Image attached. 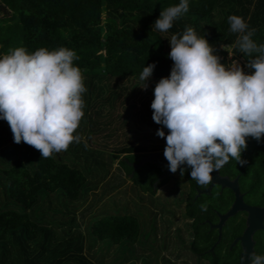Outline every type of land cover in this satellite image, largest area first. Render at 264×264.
<instances>
[{"label": "trees", "instance_id": "trees-1", "mask_svg": "<svg viewBox=\"0 0 264 264\" xmlns=\"http://www.w3.org/2000/svg\"><path fill=\"white\" fill-rule=\"evenodd\" d=\"M179 3L180 0H0V57L17 47H24L28 53L41 47L75 50L80 59L74 61V65L90 74L96 99L100 94L97 84L106 87L116 82L122 92L114 90V96L122 98V106L138 96L144 98L143 110H138L142 120L152 116L156 84L171 72L173 61L168 56L171 46L167 37L182 35L186 27H193L199 36H204L216 48L226 67L231 66L234 59L244 57L243 70L254 72L247 65L249 59L258 54L248 57L239 51L235 45L238 34L230 32L228 17H243L250 28L256 29L252 39L264 44V0H188L189 11L174 21L168 32L155 30L153 25L162 9ZM230 51L232 57H228ZM153 62L156 65L153 74L145 81L147 88H142L144 81L140 74ZM11 140L13 134L0 137V154L7 150ZM151 141L155 143L154 139ZM247 145L242 152L247 163L241 166L230 160L223 169L240 174L249 184L252 179L255 189L262 192L264 138L257 142L249 137ZM38 153L36 161L31 162L28 159L9 162L0 155V183L4 184L0 202L4 207L10 204L21 207V210H13L0 205V264H98L94 257L105 252L100 251L97 240L114 245L125 240L137 241L142 232L141 223L132 214L102 217L92 226L89 224L90 232L87 229L82 232L67 211L60 212L62 215L50 212L48 216L39 212V206L47 205L46 198L56 192L64 199H79L87 178L69 163L53 157L44 159ZM146 153L148 144L122 146L112 158L124 155L119 161L123 171L133 174V182L144 192L156 193V183L166 168L147 163L136 169ZM190 171L186 168L183 176L179 170L176 173L180 175L179 181L190 180L192 191L187 215L197 217L196 223H199L204 212L202 200L209 195L203 194L193 201L197 189L202 187L191 179ZM171 179L168 177L163 184ZM209 198L211 201L212 197ZM80 226L84 227L85 222ZM201 229L196 227L197 240L191 246L194 251L204 252L212 243L206 242ZM93 248L96 250L90 254ZM207 257L214 259L211 251Z\"/></svg>", "mask_w": 264, "mask_h": 264}, {"label": "clouds", "instance_id": "clouds-1", "mask_svg": "<svg viewBox=\"0 0 264 264\" xmlns=\"http://www.w3.org/2000/svg\"><path fill=\"white\" fill-rule=\"evenodd\" d=\"M188 11V0L165 7L153 28L166 33ZM228 22L230 32L238 34L239 51L248 57L258 54L247 65L254 72L246 73L237 62L226 67L216 48L189 26L182 35L168 38L173 65L170 75L156 84L151 103L152 119L162 125L156 135L166 139L168 170L183 176L190 168L191 179L202 188L230 160L247 163L242 158L247 138H264V44L252 39L256 29L243 17L230 15ZM79 59L66 47H41L33 53L17 47L0 57V119L8 123L14 143L33 147L44 159L67 151L72 143L83 141L88 147L76 131L88 91L81 69L74 65ZM155 66L153 62L143 68L142 88H147L145 81ZM201 209L207 211L205 205ZM246 259L248 264H264V255L250 253Z\"/></svg>", "mask_w": 264, "mask_h": 264}, {"label": "rangeland", "instance_id": "rangeland-1", "mask_svg": "<svg viewBox=\"0 0 264 264\" xmlns=\"http://www.w3.org/2000/svg\"><path fill=\"white\" fill-rule=\"evenodd\" d=\"M167 43L170 44L168 37ZM228 57H232L231 51ZM82 73L88 91L83 94L85 115L76 131L87 140L88 147L84 146L83 141L79 144L72 143L67 151L54 153L52 157L80 169L86 176L87 183L79 199L75 201L64 199L56 192L52 197L46 198L47 205L39 206V212H44L48 216L50 212L51 215H57L67 211L76 219V226L82 232L86 229L90 232L92 224L105 216L115 214L136 216L141 223L142 231L137 241L125 240L114 245L107 244L110 243L108 241L102 243L97 240L100 251L105 252L94 257L98 264H197L193 259L186 262V259L189 260L188 254L185 253L187 242L181 244L178 237L188 233V227L184 224L187 217L183 213L184 205L181 200L187 192L186 182L182 179L179 181L180 175L177 174L175 176L177 179L170 180L168 185L158 190V196H155V193L144 192L136 186L133 182L134 175H128L123 171L119 161L124 155L121 154L119 159L112 158L122 146L139 147L148 144V153L145 155L164 152L166 139L156 135L157 129L162 125H157L152 116H147L143 120L138 116V110H143L144 98L141 96L122 106V98L114 96V90L122 92L116 87V82L106 87L97 84L100 92L97 100L95 97L97 95L93 94L96 88L92 87L90 74ZM164 131L167 135L168 130L164 128ZM11 134L8 123L0 119V137H9ZM152 139L155 143L161 144H153ZM8 146L0 155L9 162L15 159L36 161L39 154L38 150L23 142L17 144L11 140ZM3 185L0 183V192L4 191ZM0 205L4 209L21 210L17 204L4 207L1 201ZM54 211L58 213L54 214ZM81 222H85L84 227L80 226ZM95 250L94 248L90 250V254Z\"/></svg>", "mask_w": 264, "mask_h": 264}, {"label": "flooded vegetation", "instance_id": "flooded-vegetation-1", "mask_svg": "<svg viewBox=\"0 0 264 264\" xmlns=\"http://www.w3.org/2000/svg\"><path fill=\"white\" fill-rule=\"evenodd\" d=\"M161 176V178L165 175ZM176 176L177 173H174ZM219 175L222 177H227L231 181L239 180V186L241 190V196L244 200V203L251 207H264V183L261 185V191H257L252 184V179L250 184L245 182V179H242L241 175L231 174L227 169H220ZM158 180V182L161 180ZM166 177L165 179H167ZM165 179L160 182L158 188H156L155 196H158V190L165 185L169 184V181L164 183ZM172 179H177L172 177ZM171 179V180H172ZM187 184V192L181 198L183 207V213L187 217L185 227H188L187 235H179L180 243L186 244L185 253L188 254L189 260L186 259V262H191V259L195 260L197 264H241L243 261V256L246 253V246L252 249V253L257 255H264V217H263V226L253 229L249 240L246 238L247 229H249V217L250 212L246 209H240L233 215L229 216L225 221L221 223V216L226 214L233 206L234 202L237 201L238 195L236 191L232 190L229 187L223 188L221 185L215 184L210 192H205L207 188L210 187L209 184L205 188H198L197 193L193 201L203 194H208L203 198L201 205H205L207 211L203 212V219L199 223H196L197 217H191L187 215V208L190 205L191 201V191L192 185L190 180H184ZM157 182V183H158ZM156 183V184H157ZM215 191V193H214ZM214 193V194H213ZM211 201H210V198ZM201 224L202 226H198ZM162 227V226H161ZM169 227V226H168ZM184 227V226H183ZM196 227H202L201 233L205 236V240L211 242L210 249L204 252L194 251L192 249V243L197 240L196 238ZM169 229V228H168ZM170 233V232H169ZM162 232H160V237ZM171 243H168V249H170ZM166 249V250H168ZM217 249V253L215 250ZM214 256L213 260H209L207 257L208 252ZM171 252V251H170ZM191 255H189V253ZM205 253V255H204ZM168 256V255H166ZM173 260H171L172 262ZM214 262V263H213Z\"/></svg>", "mask_w": 264, "mask_h": 264}, {"label": "water", "instance_id": "water-1", "mask_svg": "<svg viewBox=\"0 0 264 264\" xmlns=\"http://www.w3.org/2000/svg\"><path fill=\"white\" fill-rule=\"evenodd\" d=\"M147 163L153 164V165H158V166L166 168V173L161 178V180L156 184V188L159 187L160 182L163 181L166 177H175L174 173H172L168 170V167H167L168 161L164 157L163 151H158V152H155L152 154L145 155L143 157L142 161L138 165H136V169L144 166ZM212 176H213V181H212L210 187L205 190V192H210L211 188L215 184H218V185H221L223 188H225V187L231 188L232 190L236 191V193L238 195V199L236 202H234L232 208L226 214L221 216V223L219 225H221L225 221V219H227L229 216L236 213L238 210L246 209L250 212V217H249V229H247L244 239L247 238L249 240L253 229H256V228H259L260 226H263L264 207H261V208L251 207V206H248L247 204L244 203V200L242 199V196H241L239 180H236L233 182L227 177H222L219 175L218 170H214L212 173ZM250 253H252L251 246L250 247L246 246V253L243 256V261L241 264H248L246 257Z\"/></svg>", "mask_w": 264, "mask_h": 264}, {"label": "built area", "instance_id": "built-area-1", "mask_svg": "<svg viewBox=\"0 0 264 264\" xmlns=\"http://www.w3.org/2000/svg\"><path fill=\"white\" fill-rule=\"evenodd\" d=\"M235 62H237L242 68H243V66H244V63H246L244 57H240V58L234 59V61L231 63V65H232L233 63H235Z\"/></svg>", "mask_w": 264, "mask_h": 264}]
</instances>
